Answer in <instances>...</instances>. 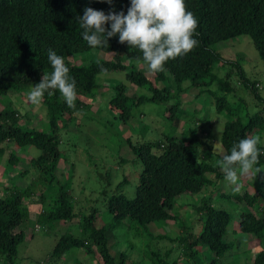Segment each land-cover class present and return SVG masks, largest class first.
I'll use <instances>...</instances> for the list:
<instances>
[{"label":"trees","instance_id":"obj_1","mask_svg":"<svg viewBox=\"0 0 264 264\" xmlns=\"http://www.w3.org/2000/svg\"><path fill=\"white\" fill-rule=\"evenodd\" d=\"M129 5L130 0H114L113 4L107 0H0V97L13 91L27 93L34 83L40 82L44 73H50L49 48L63 56L76 88L72 107L64 102L58 90H53L51 95L45 91L42 106L48 117L47 130L26 122L22 124L19 112L12 105L0 111V157L10 151L8 161L16 166L21 158L13 148L31 146L40 151L30 159V168L38 175L36 180L26 188L12 185L7 188L6 196L0 197V264H18V247L25 239V233L17 229L30 219L26 199L32 200L40 184L43 185L40 193L43 207L37 215L39 223L80 217L79 232L75 234L68 230L57 241L50 255L54 262L73 249H84L94 264H143L141 260H134L128 250H113L110 232L117 235L123 229L135 237L145 238L144 255L154 264H224L221 259L234 248V242L227 239L233 215L226 209L203 199L197 207L202 223L198 232L191 230L189 224L174 212L180 196L199 194L215 184L210 175L224 179L219 163L209 162L200 152L203 146L208 154L213 152L212 130L200 134L196 127L188 126L182 135H164L161 140L133 143L129 138L128 143L143 164L136 195L129 198L123 192L129 175L110 195L105 189L102 194L110 219L102 225L98 223L96 208H91L90 213L76 212L67 180L61 181L56 174L64 156L61 131L77 120L79 111L91 108L89 100L96 98L99 89L103 88L99 81L102 74L122 71L127 73L130 84L146 87L148 94L130 97L126 83L116 84L108 105L121 121H130L133 107L144 103L168 104L167 118L176 121L184 116L182 93L195 88L199 90L195 93L197 98L204 91H211L216 97L217 112L229 116L221 135V152L216 154L218 161L246 135L259 136L258 146L264 150V106L255 113L241 114L227 98L229 93L235 92L230 79L237 75L244 88L264 105L261 85L247 76L241 57L227 59L215 49L221 41L247 35L264 60V0H185L186 9L192 11L198 21L194 33L198 43L187 54L166 61L162 71L150 72V75L146 73L140 50L119 42L118 35L110 37L108 44L97 47L88 46L81 35L83 29L77 17L83 14L85 6L105 12L121 9L126 12ZM92 50L113 56L95 59L88 65L71 61L72 55ZM125 59L131 63H125ZM140 64L145 65L140 67ZM220 73L224 75L220 77ZM214 83L216 91L210 88ZM217 92L222 95L218 96ZM193 112L192 122L198 111ZM254 167L253 173L257 176L264 173V151L259 154ZM255 189L254 192L222 194L244 204L239 230L254 236L262 246L252 261L242 264H264V209H257L264 199V180L259 181ZM161 221L179 222L182 231L176 237L154 235L149 227ZM122 239L121 235L116 243L126 244ZM151 239L177 242L183 262L180 263V259L170 261L171 250L165 256L153 250ZM128 242L129 249H134L133 242Z\"/></svg>","mask_w":264,"mask_h":264},{"label":"rangeland","instance_id":"obj_2","mask_svg":"<svg viewBox=\"0 0 264 264\" xmlns=\"http://www.w3.org/2000/svg\"><path fill=\"white\" fill-rule=\"evenodd\" d=\"M215 49L227 59L234 60L241 57L245 73L249 78L258 80L261 85L260 93L264 96V60L260 58L249 36L243 35L221 41L215 45ZM72 56L71 61L88 65L95 59H108L113 55L100 50H92ZM124 61L127 64L131 63L129 59ZM144 65L140 64V67ZM146 73L150 75V71L146 70ZM126 74L125 71L102 74L99 81L103 88L99 89L96 98L89 100L91 108L87 111H79L76 114L77 120L71 123L67 130L61 131V147L64 156L59 163L56 174L61 181L67 180V188L73 196L76 212L90 213L91 208H96L100 225L110 219L105 208L106 199L102 194L105 189L109 191L108 195H110L117 184L126 175H129L128 184L124 187L123 192L129 198H134L136 195L139 174L143 169V164L128 143L129 138L133 143L161 140L164 135H182L188 126L196 127L200 134H206L207 130H212L215 139L212 142L213 152L208 154L205 146L200 149V152L209 162L217 163L216 154L221 152V135L224 124L229 119L227 113L217 112L216 97L211 91H204L196 98L195 93L198 89L191 88L182 93L181 96L182 107L185 110L183 118L170 121L167 118L168 104L144 103L133 107L132 118L125 123L108 105L113 96V87L118 83H126L128 95L134 98L148 94L146 87L130 84ZM222 75L224 74L220 73V77ZM230 80L235 86V92L229 93L227 98L234 109L241 114L247 111L255 113L264 106L263 103L258 102L250 90L244 88L237 75L231 77ZM210 88L216 91V83ZM217 95L221 96L222 93L217 92ZM7 105H12L19 112L22 124L26 122L32 127L48 129V117L45 108L42 106V98L38 105H34L28 98V92L13 91L7 96L0 97V111ZM194 110L198 112L196 119H193L192 122ZM262 142L264 143V138ZM13 149L15 154L21 158L16 166L10 165L8 161L10 151L0 157V197L6 196L8 187L15 185V187L26 188L38 177L35 169L30 168V159L39 155V149L31 146ZM254 168L253 166L248 174L239 177V191H232L231 186L227 185L224 179L219 180L215 175H210L215 181L214 185L209 186L199 194H183L177 199L174 212L178 213L180 218L188 223L191 230L195 232L201 229L202 223L197 207L203 199H208L216 207L226 209L233 215L227 239L234 242L235 245L226 257L221 259L224 264H242L247 260L252 261L262 248L254 236L239 230L238 226L244 204L234 199H227L222 195L226 192L235 194L245 190L254 192L257 183L264 180V173L257 176L253 173ZM39 186L37 190L39 195H33L32 200L26 199L31 212L30 219L17 229V231L23 230L25 233V239L18 247V264H94L95 261L87 255L84 249H73L55 262L51 259L50 255L63 233L68 230L75 234L79 232L80 217L70 221L39 223L37 215L43 207L40 197L43 185L40 184ZM257 209H264V199ZM149 229L154 235L168 234L171 237H176L182 231L179 222L175 221L156 222L151 224ZM128 233L124 229L117 235L110 232L113 250L116 252L128 250L134 260H141L143 264H154L148 256L144 255L143 241L145 238L135 237L132 233L128 235ZM121 235L122 241L125 239L126 244L116 243ZM127 240L133 242L134 249H129ZM150 244L153 250L159 251L163 256L171 250V255L168 257L170 261L180 259V263L183 262L181 248L177 242L169 239H151Z\"/></svg>","mask_w":264,"mask_h":264},{"label":"clouds","instance_id":"obj_3","mask_svg":"<svg viewBox=\"0 0 264 264\" xmlns=\"http://www.w3.org/2000/svg\"><path fill=\"white\" fill-rule=\"evenodd\" d=\"M114 0H107L113 4ZM81 35L90 47L108 44L109 38L118 35L121 43L130 49H139L143 62L150 72L162 71L166 61L190 52L198 43L194 33L198 24L192 11L186 9L185 0H130L125 12L96 9L85 6L77 17ZM50 73H44L28 92V98L38 105L45 91L49 95L58 90L64 102L72 107L76 99L75 80L71 78L64 58L48 49ZM257 135L240 138L218 161L224 180L232 191H239V177L248 174L264 151ZM239 169V171H237ZM257 171H261L257 168Z\"/></svg>","mask_w":264,"mask_h":264}]
</instances>
